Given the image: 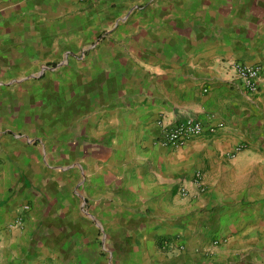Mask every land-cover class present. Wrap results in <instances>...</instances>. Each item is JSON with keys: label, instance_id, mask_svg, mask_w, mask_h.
<instances>
[{"label": "crops", "instance_id": "1", "mask_svg": "<svg viewBox=\"0 0 264 264\" xmlns=\"http://www.w3.org/2000/svg\"><path fill=\"white\" fill-rule=\"evenodd\" d=\"M236 59L264 68V0H0V264H264ZM163 115L217 129L163 146Z\"/></svg>", "mask_w": 264, "mask_h": 264}, {"label": "built area", "instance_id": "2", "mask_svg": "<svg viewBox=\"0 0 264 264\" xmlns=\"http://www.w3.org/2000/svg\"><path fill=\"white\" fill-rule=\"evenodd\" d=\"M226 63L235 69L233 81L237 82L248 93H257L259 90L260 79L264 72V68L259 63H249L240 59L227 60ZM205 91H208L206 88ZM159 132V142L163 146L180 148L187 145L192 139L214 134L216 132V126L207 125L205 120L198 116H186L178 120H169L168 116L163 115L157 121ZM245 147L244 144L236 146L233 154L239 152ZM203 174L201 171L196 172L195 179L197 182L202 181ZM180 194L186 196L189 194V190L186 185L182 184L180 187ZM29 208V206H25ZM18 223H21L19 219ZM161 247L170 252L182 250L183 245L177 244L171 238H163L161 241Z\"/></svg>", "mask_w": 264, "mask_h": 264}]
</instances>
